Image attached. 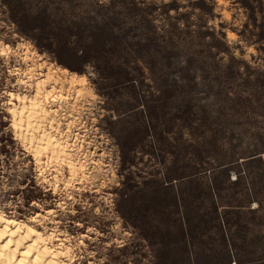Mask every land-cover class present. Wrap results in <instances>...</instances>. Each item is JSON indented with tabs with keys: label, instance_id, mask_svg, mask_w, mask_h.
Returning <instances> with one entry per match:
<instances>
[{
	"label": "rangeland",
	"instance_id": "rangeland-1",
	"mask_svg": "<svg viewBox=\"0 0 264 264\" xmlns=\"http://www.w3.org/2000/svg\"><path fill=\"white\" fill-rule=\"evenodd\" d=\"M0 41V103L33 91L16 67L88 82L58 91H86L70 119L90 173L67 188L0 121L7 214L42 212L74 264H264V0H0Z\"/></svg>",
	"mask_w": 264,
	"mask_h": 264
},
{
	"label": "bare ground",
	"instance_id": "bare-ground-1",
	"mask_svg": "<svg viewBox=\"0 0 264 264\" xmlns=\"http://www.w3.org/2000/svg\"><path fill=\"white\" fill-rule=\"evenodd\" d=\"M7 45V48L4 45L0 46V51L8 53L6 57L11 54V47L9 44ZM33 52L28 46H25L22 60L25 63L31 60ZM37 69L39 71L45 69V71L42 74L38 72L41 76L36 77L35 72ZM37 69L34 66L30 67L31 77L34 76L33 78L35 79L34 83H31L30 78L28 80L23 79V74L20 73L19 68L16 67L14 69L16 73H19L17 84L24 86L25 89L32 86L33 91L31 93L19 92L18 90H7V92L13 91L20 97V99L14 101L12 107L18 109L16 121L20 127L21 134L26 135L30 147L26 149L23 140H20V144L33 157L35 164L39 168V177L49 181L48 183L52 185L51 188L55 192L60 187L64 189L73 185L72 183L77 180L87 178L90 173L87 161L88 153L83 147V141L79 139V134L75 132L71 136L73 119H70V117L74 116L73 110L76 108L77 98L81 97L86 91H84L83 87L78 86L71 97L68 93L62 94L58 92L62 88L65 79L68 81L65 86L68 91L74 84L83 86L88 82L85 75H68L64 68L54 66L45 61L37 64ZM82 77L84 79H81ZM20 81H24V83H20ZM37 91H39V96L36 95ZM25 95L28 97L27 100L23 98ZM71 98L74 102L69 107ZM7 99H12V97L7 95ZM20 110H23V115H21ZM64 120L66 121V128L62 127ZM11 122L10 116L9 123L11 124ZM29 125L32 126L31 129ZM35 129H39V131ZM12 131L15 136L16 132ZM91 161L93 164L99 163L93 158ZM64 167L66 168V174L63 171ZM47 173L51 175L50 180L47 178ZM60 204L61 202H59ZM46 212L52 213L53 209L48 208ZM38 213L39 215H37ZM0 214H3V219H0V229L4 228L8 219H18L19 221L17 225L9 226L7 236L9 239L13 238L11 232L17 227L21 228L24 233H27V227H32L36 230L31 234V239L26 241V243H33L34 255L24 258L29 261V264L32 260H35L36 256L42 258V264H53V262L54 264H74V252L69 239L66 236L57 234L54 227L43 231L35 225L36 222L44 217L42 212L36 211L28 219L15 218L7 214L2 208H0ZM32 216H35L36 219L32 220ZM0 243H3V241H0ZM36 245H40L39 251H37ZM12 247H16V245L13 244ZM23 248L24 245H21V251ZM45 248H47V253ZM61 253L65 255H61ZM8 259V250L4 249L3 259H0V264H8ZM14 264H19V260L14 261Z\"/></svg>",
	"mask_w": 264,
	"mask_h": 264
},
{
	"label": "snow or ice",
	"instance_id": "snow-or-ice-1",
	"mask_svg": "<svg viewBox=\"0 0 264 264\" xmlns=\"http://www.w3.org/2000/svg\"><path fill=\"white\" fill-rule=\"evenodd\" d=\"M106 2H109V0H99V3L101 5L105 4ZM0 44H3L5 48L8 47L5 41H0ZM72 53L75 56L76 53L75 48L72 49ZM0 55L7 56L8 53L4 51H0ZM68 69H73V64L71 62H67L64 64V70L68 75H74L75 72L83 71V69L79 66L75 67L72 72H68ZM81 79L84 78L82 77ZM20 83H24V81H20ZM7 95L9 97H12V99H7L4 100L3 103H0V121H8L11 116L12 122L8 127L4 128V131L9 132L11 130H14L16 132L14 138L18 141L23 140L24 147L27 149L30 146L28 145L26 135L21 134L20 127L16 121V113L18 109L12 107L14 101L20 99V97L17 96L13 91L7 92ZM36 95L39 96V91H37ZM23 98L25 100L28 99L27 95H25ZM20 111H21V115H23V110ZM29 128L31 129L32 126L29 125ZM35 130L39 131V129H35ZM0 139H2V137H0ZM33 203H35V201ZM37 215H39V213ZM0 219H3V214H0ZM31 219L35 220L36 217L32 216ZM18 223H19L18 219H8L6 220L4 228L0 229V241H3V243H0V259H3V250L7 249L9 253L8 264H14V261L16 260H19V264H29V261L24 258L32 257L34 255L33 243H26V241L31 239V234L34 233L36 230L32 227L26 226L27 233H24L21 228L17 227L15 228L14 231L11 232V236L13 238L12 239L7 238L9 226L17 225ZM81 243H83V241H81ZM13 244H15L16 247H12ZM21 245H24L22 251H21ZM39 247L40 245H36L37 251H39ZM45 252L47 253V248H45ZM61 255H65V254L61 253ZM30 264H42V258L40 256H36L35 260H32ZM89 264H91V261H89Z\"/></svg>",
	"mask_w": 264,
	"mask_h": 264
}]
</instances>
